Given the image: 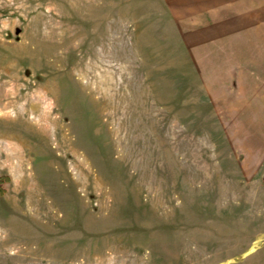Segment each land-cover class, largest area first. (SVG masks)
<instances>
[{
	"label": "rangeland",
	"instance_id": "1",
	"mask_svg": "<svg viewBox=\"0 0 264 264\" xmlns=\"http://www.w3.org/2000/svg\"><path fill=\"white\" fill-rule=\"evenodd\" d=\"M0 264H264V0H0Z\"/></svg>",
	"mask_w": 264,
	"mask_h": 264
},
{
	"label": "trees",
	"instance_id": "2",
	"mask_svg": "<svg viewBox=\"0 0 264 264\" xmlns=\"http://www.w3.org/2000/svg\"><path fill=\"white\" fill-rule=\"evenodd\" d=\"M9 181V177L7 175H0V195H2L5 192L4 184H6Z\"/></svg>",
	"mask_w": 264,
	"mask_h": 264
}]
</instances>
